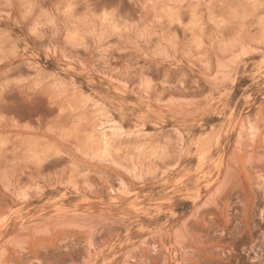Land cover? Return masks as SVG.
<instances>
[{
  "label": "rangeland",
  "instance_id": "1",
  "mask_svg": "<svg viewBox=\"0 0 264 264\" xmlns=\"http://www.w3.org/2000/svg\"><path fill=\"white\" fill-rule=\"evenodd\" d=\"M262 262L264 0H0V264Z\"/></svg>",
  "mask_w": 264,
  "mask_h": 264
},
{
  "label": "snow or ice",
  "instance_id": "2",
  "mask_svg": "<svg viewBox=\"0 0 264 264\" xmlns=\"http://www.w3.org/2000/svg\"><path fill=\"white\" fill-rule=\"evenodd\" d=\"M33 34H34V35H36V32H35V30H34ZM262 264H264V262H262Z\"/></svg>",
  "mask_w": 264,
  "mask_h": 264
}]
</instances>
